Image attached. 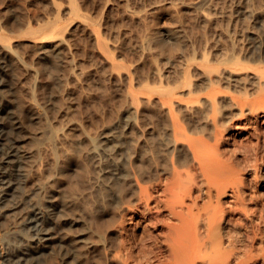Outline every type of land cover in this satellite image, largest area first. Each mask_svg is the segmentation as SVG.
<instances>
[{"label":"rangeland","instance_id":"obj_1","mask_svg":"<svg viewBox=\"0 0 264 264\" xmlns=\"http://www.w3.org/2000/svg\"><path fill=\"white\" fill-rule=\"evenodd\" d=\"M160 27L171 28L174 39L158 40ZM0 35L13 61L21 145L30 153L27 188L39 204H60L64 218L58 232L69 255L52 246L37 264H187L170 247L175 233L169 225L155 223L141 203L133 172L155 176L163 169L154 193L166 200L171 165L163 153L174 141L173 117L184 120L191 135L202 126L185 104L195 95L204 99L206 65L235 66L244 77L264 64V0H0ZM225 79L216 101L224 114L219 120L237 125L225 131L237 133L222 145L229 157L264 125L261 112L254 121L229 106L228 93L244 88ZM175 145V153H188L185 141ZM258 174L243 196L259 221L264 173ZM196 180L201 184V175ZM8 226L0 221L1 250L19 244ZM206 232L202 220L199 235ZM203 250L210 251L208 245ZM253 251L247 264H264V230Z\"/></svg>","mask_w":264,"mask_h":264},{"label":"bare ground","instance_id":"obj_2","mask_svg":"<svg viewBox=\"0 0 264 264\" xmlns=\"http://www.w3.org/2000/svg\"><path fill=\"white\" fill-rule=\"evenodd\" d=\"M154 34L158 40L174 39V33L169 27H160ZM3 37L0 35V40ZM12 63L7 49L1 46L0 221L7 220L8 233L19 244L0 249V264H37L52 246H57L58 250L65 249L63 251L67 255L69 249H66V242L58 232L64 221L61 205L53 199L39 204L33 198L34 190L27 188V162L30 153L21 145L24 126L13 105L10 79ZM236 63L240 64L233 62ZM253 69L254 72L243 77L235 66H205L201 76L204 99L195 95L185 104L186 110L196 112L202 120V126L196 127L194 135H191L190 127L184 120L173 117L174 111L170 104L162 101L161 105L166 104L173 117L170 135L174 139L172 143L164 145L163 155L167 157L169 154L171 165L170 174L162 189L168 195L166 200L154 193L162 187L163 169H159L160 172L155 176L151 173L139 176L133 172V177L141 182V203L155 215V223L162 220L169 225V229L175 233L170 247L176 256H184L187 264H197L198 259L204 263L210 262L208 264H247L254 257V243L258 238H263L264 213L262 220H255L252 207L247 211L243 190L249 187L247 185L251 183V179L259 178V171L264 173V131L255 132L254 129L255 133L251 135L254 139L242 140L243 142L233 146V154L230 152L231 156L227 157L222 145L231 136L233 140L237 133L231 135L232 132L225 134V131L233 126L237 128V125H226L219 120L218 113L221 111L216 101V96L222 91L219 85L221 79L226 78L233 84L238 82L244 89L228 93L229 106L237 109L238 114L246 119L253 116L254 121L258 119L256 113L261 112L260 124L264 125V64ZM179 140L186 143V155L172 151ZM192 169H196V174L201 175V184L197 182L196 174L191 173ZM256 198L257 195L254 199ZM251 211L253 215L247 213ZM202 220L207 230L205 236L199 235V223ZM237 227H242L243 230L237 231ZM154 238L159 244L158 234ZM207 245L210 251L205 254L203 249Z\"/></svg>","mask_w":264,"mask_h":264}]
</instances>
